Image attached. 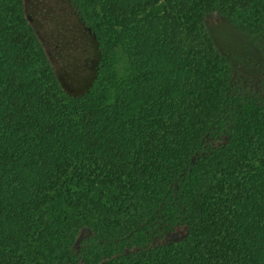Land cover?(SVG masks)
<instances>
[{
    "label": "trees",
    "instance_id": "obj_1",
    "mask_svg": "<svg viewBox=\"0 0 264 264\" xmlns=\"http://www.w3.org/2000/svg\"><path fill=\"white\" fill-rule=\"evenodd\" d=\"M63 1L79 92L0 0V264H264V0Z\"/></svg>",
    "mask_w": 264,
    "mask_h": 264
},
{
    "label": "rangeland",
    "instance_id": "obj_2",
    "mask_svg": "<svg viewBox=\"0 0 264 264\" xmlns=\"http://www.w3.org/2000/svg\"><path fill=\"white\" fill-rule=\"evenodd\" d=\"M26 6L65 85L74 92L86 89L95 73V52L66 1L26 0ZM212 26L220 45L229 43L236 50L249 47L246 37L231 25L213 22Z\"/></svg>",
    "mask_w": 264,
    "mask_h": 264
}]
</instances>
